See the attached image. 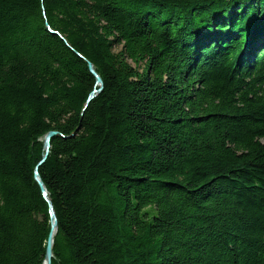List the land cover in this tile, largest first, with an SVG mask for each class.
<instances>
[{
    "label": "trees",
    "instance_id": "obj_1",
    "mask_svg": "<svg viewBox=\"0 0 264 264\" xmlns=\"http://www.w3.org/2000/svg\"><path fill=\"white\" fill-rule=\"evenodd\" d=\"M256 34L264 0H0V264L44 261L50 131L53 264H264Z\"/></svg>",
    "mask_w": 264,
    "mask_h": 264
},
{
    "label": "rangeland",
    "instance_id": "obj_2",
    "mask_svg": "<svg viewBox=\"0 0 264 264\" xmlns=\"http://www.w3.org/2000/svg\"><path fill=\"white\" fill-rule=\"evenodd\" d=\"M254 37V36H253ZM252 37V38H253ZM264 41V36L263 35H260V34H256V36L254 37V40H253V45L252 46H255V44H258L259 42H263ZM252 48H254V47H252ZM253 50V49H252ZM262 50V49H261ZM244 58V57H243ZM92 64V63H91ZM93 65V64H92ZM93 67H94V65H93ZM89 69H90V66H89ZM94 69H95V67H94ZM194 69H197L199 72L200 71H203V70H205L204 69V67H202V66H200V64H198V63H196L195 65H194ZM90 71H91V69H90ZM95 71V73L94 72H92L91 71V73L94 75V77H95V79H96V84H95V87H94V89H93V91L90 93V95H89V98H88V101H87V103H86V106H87V104H89L88 102H91L93 99H95L96 97H97V95H99L102 91H103V89H104V82L103 83H99L98 82V77L97 76H99L100 74L96 71V69L94 70ZM100 77V76H99ZM101 80H103L102 79V77H101ZM49 133H55L54 134V136H56L57 135V132L56 131H50ZM48 133V134H49ZM48 134H46L45 135V137H44V139L46 140V136L48 135ZM53 136V137H54ZM52 137V138H53ZM52 138H51V140H52ZM45 145L46 144H44V147H45ZM51 148V147H50ZM49 152H50V149H49ZM49 152H48V154H49ZM48 154H44V156H43V159L40 161V163L36 166V168H35V174H34V177H35V180L37 181V183L39 184V186L41 187V184L40 183H43V185H44V188L42 189V187H41V189H42V192H43V196H44V198H45V200L48 202V204H49V211H48V214H49V225H50V229L52 230V223H53V220H52V212H55V209H54V206H53V203L51 202V200H50V197H49V194H48V191H47V188H46V186H45V184H44V182L42 181V179H41V177H40V174H39V171H38V169H39V167L46 161V159H47V157H48ZM45 156H46V158H45ZM45 158V159H44ZM49 200V201H48ZM55 215H56V212H55ZM56 218H57V215H56ZM57 221H58V218H57ZM58 226H59V223H58ZM51 230H50V232H51ZM54 232V231H53ZM57 232H58V227H57V229H56V231H55V234L53 233V239L55 238V236H56V234H57ZM49 235H50V233H49ZM48 239H49V237H48ZM47 247H48V240H47V245H46V253H45V256H44V261H43V263L42 264H47V260H46V255H47ZM51 251H52V255H51V264H53V261L54 260H56V255H55V252H54V240H53V245H52V248H51Z\"/></svg>",
    "mask_w": 264,
    "mask_h": 264
},
{
    "label": "bare ground",
    "instance_id": "obj_3",
    "mask_svg": "<svg viewBox=\"0 0 264 264\" xmlns=\"http://www.w3.org/2000/svg\"><path fill=\"white\" fill-rule=\"evenodd\" d=\"M263 50H264V48L261 51H263ZM242 56H244V55H242ZM242 60H243V57L241 58V61H238L237 63H239L238 65L240 66V68L242 70L246 69V70H250L252 72V75L249 76L250 81H257L256 82L257 84H258V82L264 83V68H263V65H259V63H258V61L256 59H252L251 63H248L247 61H245L244 65H243L242 64L243 63ZM100 78H101V76H100ZM101 83H103V80H102ZM258 89L260 91L263 90L264 89V85L259 86ZM44 144H46V140L45 139H44ZM50 147H51V142H50ZM44 150H45L44 154H47V151H46L45 147H44ZM55 231L56 230H54V232H53L54 234H55Z\"/></svg>",
    "mask_w": 264,
    "mask_h": 264
},
{
    "label": "water",
    "instance_id": "obj_4",
    "mask_svg": "<svg viewBox=\"0 0 264 264\" xmlns=\"http://www.w3.org/2000/svg\"><path fill=\"white\" fill-rule=\"evenodd\" d=\"M89 66H90V69L92 72L95 73V69L93 67V65L91 63H89ZM98 82L101 84L102 80L101 78L98 76ZM55 133H49L47 136H46V145H45V149L47 151V154L49 152V149H50V142H51V138L54 136ZM46 158V156H45ZM44 158V159H45ZM41 184V187L42 189L44 188V185L43 183H40ZM49 201V200H48ZM52 220H53V223H52V230L50 232V235H49V239H48V247H47V255H46V260H47V264H51V255H52V251H51V248H52V245H53V231L57 229L58 227V221H57V218H56V215H55V212H52Z\"/></svg>",
    "mask_w": 264,
    "mask_h": 264
}]
</instances>
